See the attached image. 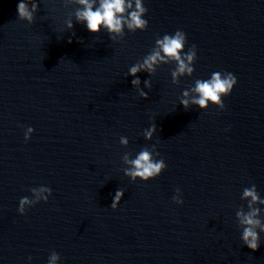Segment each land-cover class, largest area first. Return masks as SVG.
Segmentation results:
<instances>
[{"label": "water", "instance_id": "1", "mask_svg": "<svg viewBox=\"0 0 264 264\" xmlns=\"http://www.w3.org/2000/svg\"><path fill=\"white\" fill-rule=\"evenodd\" d=\"M18 2L0 0V264H47L53 251L56 264H264V233L252 251L236 216L250 211L246 187L264 199V0H142L147 27L121 34L88 31L65 0H36L29 24ZM177 30L185 52L196 46L193 73L173 82L176 62H158L137 73L140 97L129 67ZM213 72L237 82L223 109H201L195 82ZM153 144L165 169L132 181L125 155ZM40 186L47 201L20 214Z\"/></svg>", "mask_w": 264, "mask_h": 264}, {"label": "clouds", "instance_id": "2", "mask_svg": "<svg viewBox=\"0 0 264 264\" xmlns=\"http://www.w3.org/2000/svg\"><path fill=\"white\" fill-rule=\"evenodd\" d=\"M65 2L82 6L76 8L74 13L75 20L77 23H83L87 30L93 33H97L103 28L108 34H121L125 25L127 29L135 32L137 29L144 30L148 24L147 20L143 18L147 9L143 6L142 0H135L134 10H132L133 4L131 0H98V6L96 7H94V5L97 4V0H65ZM37 10L38 4L36 0H19L17 4V17L31 24ZM66 28L69 30L73 28L72 20L69 19L66 21ZM109 38L111 40L115 39L112 35H109ZM185 42L186 34L181 30H177L171 35L164 34L161 38L155 40V45L157 47L154 48L150 54L144 56L142 63H135L129 67L127 75L134 77L131 80V84L136 87L140 97L146 98L147 93L138 88L140 79L137 73L142 70H146L149 73L153 72V65L158 62L167 63L168 60H174L176 62V70L172 73L174 78L173 82H175V77L177 75L184 74L185 72L188 74L193 73V63L196 59V46L193 44L185 52ZM236 82V77L231 72H213L208 79H197L193 91L198 93V97L194 98L192 103L198 105L201 109L206 108L209 103L218 105L220 109H223L224 103L221 97L229 95ZM144 85L145 88H150L151 82L145 80ZM183 95L187 96V92H184ZM180 103L187 108V100H181ZM155 130V124L144 130V138L146 140L151 139ZM32 132L33 129L28 127L24 133L25 141L28 140L29 134ZM119 143L127 145L128 139L121 136ZM159 155L160 154L156 152L155 144L150 147L146 146L141 148L133 159H129L128 156L125 155L124 161L126 164H129L130 167L125 169L124 174L132 181L137 180V178L142 181H147L158 176L166 167L163 158H154ZM51 191V188L47 186L30 189L32 198L30 199L27 196L20 198L17 211L23 214L27 207L33 206L39 201L46 202ZM175 191L177 195H174L172 199L175 203L181 204L183 201L179 197L180 190L176 189ZM40 193H47V195L41 196L39 195ZM123 193L122 189L116 190L112 203L110 204L112 209H116ZM243 197H250L251 200L248 203L250 211L245 213L241 210L236 213V216L239 217L240 224L243 226L241 240L249 249L255 251L259 247V233H264V223L257 218L261 209L253 207L252 205L257 201L264 204V199L260 198L254 184L243 190ZM257 229H259V231H257ZM30 259L31 257H29V260ZM59 259V254L53 251L50 253L47 264H56V261Z\"/></svg>", "mask_w": 264, "mask_h": 264}]
</instances>
